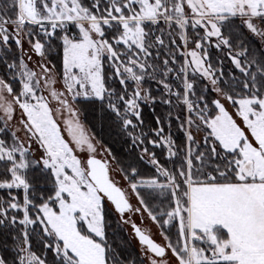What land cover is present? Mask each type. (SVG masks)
<instances>
[{"label":"snow or ice","instance_id":"6c2138e0","mask_svg":"<svg viewBox=\"0 0 264 264\" xmlns=\"http://www.w3.org/2000/svg\"><path fill=\"white\" fill-rule=\"evenodd\" d=\"M237 20L264 43V0H0V64L12 73L9 80L19 84L17 89L0 76V164L4 165L0 189L23 190L22 201L11 191L6 199L0 198V228L22 227L13 237L17 256L11 262L0 256V264H48L46 253L41 256L32 251L29 226L39 228L43 248L54 254L53 264H124L107 238L105 199L120 214L142 208L153 222H177V238L173 242L165 235V245L132 225L146 246L148 264H264V50L257 56L242 40L235 42L231 29ZM69 25L79 29V37H69ZM36 27L39 32H34ZM57 29L64 32L60 37L62 90L55 87V66L40 63L37 73L25 62L23 48L27 40L30 50L44 57L46 43L33 37L42 35L48 41ZM106 29L114 33L111 40ZM189 42L194 49L182 51ZM12 43L21 54L9 62ZM209 46L228 50L232 64L242 74L234 82L239 93L233 89L229 94L221 87L223 72L213 66ZM234 47L241 50L234 51ZM164 49L167 52L162 58ZM178 57L184 62L178 68L169 67ZM104 59L111 62L119 91L105 87ZM173 73L179 81L176 89L168 82ZM197 74L210 82L219 97L231 102L244 127L221 98L209 101L202 92L197 95ZM148 80L160 84L169 97L161 98V103L172 104L174 97L176 105L187 109L188 115L180 123L187 144L178 163L180 150L170 136L163 137L160 117H156L160 126L155 130L156 140L136 131L143 124L141 103L156 102L151 89L144 87ZM44 91L47 96L38 95ZM80 97H95L102 105L106 102L107 111L133 146L146 140L153 147L167 145L165 159L172 161L171 169L143 147L139 159L147 158L157 175L137 179L140 173L132 165L124 173L141 207L133 209L112 178L110 161L97 158L96 147L72 106ZM52 101L76 117L75 122L66 120L65 124L75 149L88 153L86 159L61 135ZM209 104L215 106V116L206 114ZM17 109L22 113V127L12 129L9 121ZM193 125L197 131L202 125L208 130L203 145L197 141ZM20 131L27 141L21 140ZM33 138L44 152L39 160L28 158ZM30 167H41L52 177L51 194L41 196L39 204L34 203L33 185L26 176ZM160 198L168 205H156L154 211L147 200ZM21 211L22 218L11 214Z\"/></svg>","mask_w":264,"mask_h":264},{"label":"trees","instance_id":"16d2710c","mask_svg":"<svg viewBox=\"0 0 264 264\" xmlns=\"http://www.w3.org/2000/svg\"><path fill=\"white\" fill-rule=\"evenodd\" d=\"M34 32H39V28L36 27L33 29ZM238 43L243 41L245 46L249 51L257 56L260 55L263 50L259 45L258 40L247 33L243 25L240 24L239 20L236 21L235 25L231 29ZM64 34L60 29L56 30V36L51 40L45 41V38L41 36H34L33 40L40 39L42 43H46L45 48V58L52 66L54 65V70L59 75L63 72V45L60 37ZM191 35V31H189ZM228 34L227 32L225 33ZM106 35L109 40L114 35V33L106 29ZM166 43L167 40H166ZM178 44L182 45V41H177ZM214 44V40H213ZM50 45V47H49ZM187 46H195L193 43L189 42ZM123 50L121 46H116ZM238 47H234V51H240ZM153 56H155L156 49H153ZM167 49L161 51V57L163 58L166 55ZM227 49H216L214 46H209V56L214 67L221 69L223 72L221 87L228 91L229 94H232V90L239 93L240 88L234 83L242 79V74L235 66L232 64L230 57L228 56ZM19 56L18 48L14 43L11 44L9 49V62H11V57ZM242 62L244 58H241ZM183 63V57H178L177 63L175 65L170 64L169 67H179ZM105 87L108 89H116L119 91L121 86L118 83V78L113 75V68L111 67V62L107 59L102 61ZM219 75V72L217 73ZM12 75L3 64H0V76H3L5 80L13 83L15 88H19V84L9 80V77ZM160 77H157L159 79ZM192 78L191 76L189 77ZM196 80V92L197 95L202 94L206 97L207 100L211 101L216 99L215 94L208 86L206 81L202 79L199 74L195 77ZM169 83H171L174 89L179 87V81L174 79V73L170 75ZM232 85V88H229L228 85ZM205 85L207 90H204ZM144 87L151 89V94L156 98L155 103H141V118L143 124L136 131L140 132L141 130L148 134V138L156 140L155 130L160 126L156 123V117L161 118V125L163 126L164 132L163 135L171 137L175 141L177 148L180 150V156L176 158V162H179V158L183 157L185 149V135L184 131L180 128V123L184 120V107L176 105L175 98L173 97L172 104L161 103V98L168 99L169 97L164 92L162 86L156 83L153 80H148L145 82ZM131 90V87H130ZM243 95V93H241ZM236 98H240L237 96ZM76 102L77 110L81 113L84 124L88 127L91 134L97 140L108 153H110L111 159L115 162L118 169H124V172H121L123 175L125 172H129V165L136 167L140 173L139 178H152L157 174L152 165L148 164L145 160L141 161L139 157L141 156L139 150L142 147H147L149 152H154L156 158L160 163L171 169L173 167L172 161L166 160L167 151L164 147H153V145L148 144L147 140L141 146H133L131 138L127 133L121 128L120 123L116 121L115 117L107 111L106 102L104 105L95 98H78ZM203 107V104L200 105ZM232 106V104H231ZM233 107V106H232ZM236 109L235 107H233ZM216 109L214 105L209 104L206 114L209 116L216 115ZM171 113V116H169ZM188 115V112H187ZM180 117V119H177ZM134 122H135V118ZM0 126H2V121H0ZM195 128V126L193 125ZM203 132L207 135L208 130L201 126ZM203 145V144H202ZM201 151L205 150V146L200 148ZM30 160L34 159L31 154L28 157ZM3 164H0V173L3 172ZM209 170L210 169H206ZM26 176L29 179L30 183L33 185L32 191L34 192V203L39 204L41 202L40 197L51 194L53 188L52 177L50 172L42 170L41 167H30ZM4 176L0 175V179H3ZM11 191L13 195L19 196L22 201L23 190L22 189H0V198H7V193ZM145 192L144 189H141V194ZM147 203L150 208H153L156 211L155 206L161 205L167 207L168 201L160 199H149ZM35 212V209L32 210ZM12 215H17L18 218H22V211L11 212ZM105 220H106V234L109 243L113 246L115 251L120 254V258L124 261V264H144V261L141 255L135 250L130 239L125 231L124 226L121 224L119 218H117L115 212L110 206L105 203ZM22 231V227L17 225L15 228H0V256H6L11 262L16 256L17 252L15 249V241L13 240L14 236H18L19 232ZM29 232L31 233L30 240L32 244V251L36 252L37 255L43 256L47 254L48 264H53V253L47 251L43 248L40 238H39V228L34 226H29ZM58 264V261L56 262Z\"/></svg>","mask_w":264,"mask_h":264},{"label":"rangeland","instance_id":"374dc122","mask_svg":"<svg viewBox=\"0 0 264 264\" xmlns=\"http://www.w3.org/2000/svg\"><path fill=\"white\" fill-rule=\"evenodd\" d=\"M247 33H249V32L247 31ZM67 34L69 35L70 38L73 36L79 37V29L74 25H69L68 30H67ZM249 34H251V33H249ZM255 38L258 40L259 45L264 50V43H262L259 38H257V37H255ZM181 46H183V41H182ZM194 47L195 46H187V48L182 47L181 50L182 51H191L194 49ZM23 48L25 50L24 51L25 62L28 64L29 68L33 69L37 73H40V68L38 67V65L40 63H49L47 61V59L45 58V56L40 57L38 54L32 52L30 50V45L28 44L27 40L24 41ZM20 54H21L20 50L18 49V55H20ZM28 56H31L30 60L28 59ZM183 62H184V59H183ZM49 66H51V65L49 64ZM74 71H76V70H74ZM53 74H54V78L57 80L55 87L59 90H62V86H63L62 74H63V72L61 75H59L53 69ZM41 76H42V74H41ZM205 81L208 84V86L212 89V85L210 84V82L208 80H205ZM42 86H43V82H42ZM213 93L215 94L216 99L221 98L218 96V94L216 92L213 91ZM38 95L47 96L48 92L47 91L38 92ZM80 98H84V97H80ZM222 102L225 104V107L227 108L229 113L231 115H233V118L237 120V123H239L241 125V127H244L241 118H239L236 115V109H234L231 106V102L223 100V99H222ZM72 106H73V108L77 109L76 102H73ZM50 107H52L54 110V119L57 121V123L59 125L61 135L66 140H68L70 142V146L74 147V149H75V145L72 142V138H71V136L67 130V126L65 124V121L66 120H73L75 122L76 117H73L69 113V111H67L66 109L61 108L60 105L56 101H52L50 104ZM184 109H185L184 110V119H185V117L187 116V109H186V107H184ZM0 115H2V113H0ZM21 119H22V113L19 109H17L14 119L12 121H9L10 128H12V129L21 128L22 127L20 124ZM78 122L84 128L86 134L92 139V142L96 147L97 157L101 158V159H108L110 161V167L112 168V172H111L112 178L117 182L118 186L121 187L125 191L126 197L129 200L130 204L132 205L133 209H135L137 207H141L135 193H133L130 189L129 182L124 179V175L118 169L115 162L111 159V157H110L109 153L106 151V149L97 140H95V138L91 134L88 127L84 124L81 113L79 111H78ZM192 131H193L197 141H200L201 144H203V138L207 135L203 132L202 128L199 131H197L194 127H192ZM18 135L21 137V140L27 141V137L25 136L23 131L18 132ZM184 135H185V132H184ZM163 137H167V136L163 135ZM185 144H187L186 135H185ZM30 147H31V153H30L31 156L35 160H39L41 158V156H43L44 152H43V149L40 148L39 145L35 142V138H33V142L31 143ZM163 147L167 151V145H165ZM142 148L139 150L140 155H142ZM193 148H195V145H193ZM75 151H76V154L81 159H86V157L88 155L87 152L82 153V152H80L79 149H75ZM144 160L148 163L147 158H145ZM159 179L163 180V177H159ZM105 203L108 206H110L106 200H105ZM124 218L125 219L131 218L136 224L139 225V227L144 232H146L151 238H153L155 241H157L161 245H165L167 243V241L164 239L165 235L169 236L173 240V242L177 238V226H176L177 222L176 221H174L173 224H171V225H162L161 223L153 222L151 220V218L148 216L147 212H144L142 208H141L140 212L129 211L127 214L124 215ZM121 224L124 226L125 231L129 237L130 242L132 243L133 247L141 255V257L144 261V264H148V261L144 256L145 246H142L137 241L133 232L131 231L130 225L127 222L124 221V222H121ZM201 246L206 247V245H201ZM169 258H171V253H169ZM173 264H174V261H173Z\"/></svg>","mask_w":264,"mask_h":264},{"label":"water","instance_id":"95a60500","mask_svg":"<svg viewBox=\"0 0 264 264\" xmlns=\"http://www.w3.org/2000/svg\"><path fill=\"white\" fill-rule=\"evenodd\" d=\"M98 158V157H97ZM127 198V197H126ZM106 200V199H105ZM107 201V200H106ZM107 203L110 205V207L112 208V210L115 212V214L117 215V217L119 218V220L121 221V222H127L129 225H130V227H131V231L133 232V234H134V236H135V238L137 239V241L140 243V241H139V238L136 236V234H135V231H134V229H133V227H132V225L133 224H135L137 227H139V225L138 224H136L131 218H129V219H125L124 218V215L125 214H127L129 211H126L124 214H120V213H118L117 211H116V209H115V206L114 205H112L111 204V202H108L107 201ZM140 228V227H139ZM142 230V229H141ZM143 231V230H142ZM145 234L146 235H148L146 232H145ZM151 238V237H150ZM153 239V238H152ZM154 240V239H153ZM155 241V240H154ZM155 242H157V241H155ZM158 243V242H157ZM141 244V243H140ZM160 244V243H159ZM142 245V244H141ZM142 246H144V245H142ZM146 247V246H145Z\"/></svg>","mask_w":264,"mask_h":264}]
</instances>
